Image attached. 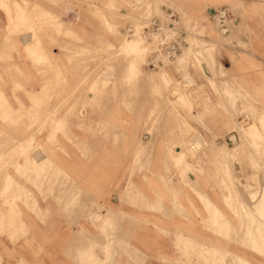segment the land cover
I'll return each instance as SVG.
<instances>
[{
	"label": "crops",
	"instance_id": "obj_1",
	"mask_svg": "<svg viewBox=\"0 0 264 264\" xmlns=\"http://www.w3.org/2000/svg\"><path fill=\"white\" fill-rule=\"evenodd\" d=\"M67 1H72L74 6L79 4L82 7L79 16L75 9L71 10L69 7L68 10V7L63 5L64 27L58 32L48 26L47 29L36 33L40 42L37 45L40 46V49L37 48L38 52L41 49L43 52L39 53V60L26 57L23 43L18 40L20 47L18 54L15 53L13 64L12 61L0 62V75H5L4 81L0 79V94L7 103L6 113L11 111L8 121L2 120L0 116V129L4 132L2 133L20 143L32 140L31 159L40 163L39 159L42 161L45 158L43 161L49 160L50 163L55 164L54 166L59 167L57 168L59 171L63 170L57 171L58 174L53 169V172L49 170V174L51 175L52 172L53 176L51 180L47 178L48 173L47 175L39 173L38 165L36 169L21 156L17 160L18 169H9L8 177L11 176L12 179H5L4 168L13 158V151L17 149V145L9 147L10 151L6 148L0 161L4 165L0 170L2 186L0 187V220L6 219L0 221V264H199L197 257L201 249H204L202 253L204 259L212 253H217L220 257L226 252H232L252 264H264L262 255L234 239L240 232L237 227L240 218L226 204L231 181L245 178L252 170L248 168L247 158L232 161L226 155L221 156L222 153L228 154L230 147L227 143V147H224L225 138L234 132L231 130L233 125L231 102L238 112H241L249 102L254 103L259 112L264 109L262 59L264 31L254 28L255 22H262V18L254 17V13L250 12L252 9L262 8L264 0H158L163 3L160 4L162 12L166 8L171 10L177 8L195 19H201L204 15L210 17L207 14L208 10L217 11L225 8V12L229 11L233 14L235 28L240 22L241 6L249 11L250 30L232 34V28H229L227 38H232L230 44L219 51L220 60L215 67L217 70L222 65L221 71L226 74L225 76L213 78L204 64L203 73L213 82L212 86L199 71L190 68L189 79L194 84L195 92L184 99L186 103L188 102L190 111L182 110L177 96L168 97L163 92L158 94L157 90L155 91L159 86H151V79L147 73L149 68L146 66L138 68L140 69L138 73L135 72L137 76L126 78L119 75L124 63L117 62L114 64L115 72L107 78L108 71L102 64L99 65L98 61L91 62L87 61L88 57L81 58L74 55L102 53L103 49L97 44V40H101L103 36L112 39V35L104 32L101 20L93 17L86 9L88 5L103 10L110 3L117 4L123 6L120 10L122 14L133 7L122 0H113V2L112 0H64L63 3ZM61 4L62 2L59 1L56 4L38 1L41 10L56 18ZM147 12L149 11L145 10V14ZM149 13L154 14L153 9ZM151 17L158 16H150L149 19ZM67 18L72 20L73 24L65 22ZM143 19L146 23L149 20L143 17L141 21ZM180 27L185 28L182 25ZM32 33L35 36V30ZM43 54L46 56H42ZM51 67L54 69L53 74L56 71L62 79L56 74L51 79L50 76H53L49 75V72H53ZM99 68H102V71ZM173 75L177 78V83H182L180 84L182 86L185 84L179 72L173 70ZM55 78L60 82L59 85L55 83L57 81ZM50 79L56 81L52 83ZM104 79H108L109 83H106L107 87L101 89L106 82ZM97 81L102 82V86ZM50 82L54 85L50 86ZM61 82L65 84V88L60 87ZM41 84H45L42 89ZM46 85L52 87V91L57 95L54 96ZM55 85H58V90L53 89ZM95 85L101 87L98 86V91L90 92L89 90L92 91ZM44 87L49 93L52 92L57 100L48 94ZM92 93L95 94L96 99L98 96L97 100L93 95L91 96ZM80 94L82 97L79 96ZM44 95L45 97L48 95L50 102ZM44 98L45 103L48 101L51 110L57 108L51 112L45 104L47 108L45 111L42 105ZM76 98L78 100H75ZM73 101L75 105L72 104ZM168 102L175 103L174 109ZM39 104L45 110H42ZM37 107L42 111L41 113ZM46 117L48 119H44ZM14 119L23 120L18 123L19 121L15 122ZM156 122L158 125L155 124ZM57 126L61 130H56ZM151 133L155 134L152 136ZM195 138L202 140L199 149L201 151L196 158H185L184 162L189 169L184 172L182 168L176 166V156L186 150L183 140L189 139L191 144ZM54 140L55 144H53ZM138 153L140 155L137 156ZM6 155L10 159H6ZM222 157L227 162L230 160V164L223 161ZM225 165L237 167L235 166V169ZM26 167L30 169L31 174H24L23 169ZM225 167L227 171L230 170L231 177ZM60 173L62 175L64 173V176ZM54 175H59L57 180L58 178L61 180H58L57 184L61 183L60 187L56 184ZM67 175L69 178L66 177ZM42 178L51 181V184L44 179L42 181ZM64 178L66 183L63 182ZM52 181L55 182L54 185ZM16 182L18 186L15 185ZM44 182H47V185H42ZM21 185L25 186L33 196L34 200L29 201L32 203L30 207L26 206L27 203L21 196L23 190ZM13 187L15 188L12 189ZM39 188L41 190L44 188L43 192ZM52 189L57 192L60 190L63 195L59 191L61 195L59 196ZM72 199H76V202ZM204 199L210 200V203L212 202L211 204L224 216L227 221L224 222L225 225L209 212ZM69 200L74 203L71 202L70 205ZM150 203L153 205L151 206ZM33 204L38 210L34 209ZM69 207L73 208L69 209ZM15 210L21 213L18 211L17 216L18 212L16 211V214ZM221 227L223 230L220 229ZM109 252H113L112 256Z\"/></svg>",
	"mask_w": 264,
	"mask_h": 264
},
{
	"label": "rangeland",
	"instance_id": "obj_2",
	"mask_svg": "<svg viewBox=\"0 0 264 264\" xmlns=\"http://www.w3.org/2000/svg\"><path fill=\"white\" fill-rule=\"evenodd\" d=\"M38 1H43V2L50 3V4H56L58 1L62 2L61 6L58 8L59 9V11L57 13L58 17L57 18L53 17L50 15V13H47L46 11L41 10L38 6ZM63 1L64 0H22V1L21 0H3V2L6 3V6L8 3V6L2 7V5H4V3L2 2V0H0V4L3 3L0 6V45H2V47L0 46V52L3 51V52H1L3 54L0 53L1 54L0 62L4 63L7 61H12V64H13V61H15V53L18 54V47H20V43L16 37V33H19L20 35H23V36L24 35H26V36L32 35V39L35 40V43H37L39 39L37 38L36 33L41 31V30L47 29L48 26L59 32L65 25V23L63 21L64 19L62 18V13H63L62 6L64 4L68 8L70 7L71 9L73 8V10L75 9L76 12L78 13L77 16H79V11H80V9H82V7H80L79 4H76V6H74L72 1H67L66 3H63ZM122 1L127 2L128 4H130V6L131 5L136 6L137 4H138L137 6H139L141 4H142V6L130 8V9L126 10V12L124 14H122L120 12V10L123 6H119L117 4L113 5L110 3L105 8H103V10L97 9L96 7H93L92 5H88V7H86V9L90 12V14H92L93 17H97V19L99 21L101 20V22H102L101 25H102L104 32L112 35V39H109V38L103 36L101 40H99V41L97 40V44L101 45V47L103 49L102 53H98V54L94 53L92 55H87L85 53H76L74 55L81 56V58L88 57L87 61H91V62L98 61L99 63L101 62L102 65L104 66V68L108 71V74L111 71L113 73L115 72L114 71V64H116L117 62H123L124 65L128 64L127 66H124L122 68V70H119V72H120L119 75L122 77L129 78V77L137 76L135 74L136 68L138 69V68H141L143 66H146V60H147V57H148V54L150 51V41H148L147 38L142 35L143 28L146 27V22H144V19L141 21V19L143 17L145 19H147V18L149 19L150 16L161 17L162 11L160 10V4H163V3L160 1H159L160 2L159 3L158 0H122ZM15 2H18L23 7L22 10H20L19 8H16ZM112 2H113V0H112ZM12 5L14 6V8ZM3 8H5L6 10ZM8 9L10 10V12ZM17 9L20 10V13H19V10H17ZM151 9H153L154 14L149 13V12H151ZM166 9H168V8H166ZM166 9H164V10H166ZM169 9H171V8H169ZM145 10L149 11V12H147V14H145ZM172 10H174L178 14V18H179L178 25H180V26L182 25L183 27H185L184 28L186 30L185 39L187 42V47L185 49H183V51L181 52V54L178 57H176L175 59H173L171 61L165 62L163 67H160L159 69H154V70L149 69V70H147V73H148V75H150L152 73L150 75V77L153 76L152 78H155V79L161 78L160 74L167 73L168 78L166 77L167 79L165 80V82L163 79H161L160 81H157L158 84H160L158 89L161 88V90L159 89L160 90L159 91L157 89L156 92L158 94L159 93L161 94L163 92L166 94V96H168V97L172 96L173 98H175V96H177L176 98L179 99L178 100L179 105L182 108V110L190 111L189 105H187V103L184 100L187 96H189L195 92L194 84L192 82H189V80H190L189 79L190 78V74H189L190 68H193L194 70L199 71L201 73L202 77L208 83H210L213 86V82L208 80L207 77H205L203 70H202V66H204V64H205L208 67V69L210 70V72L213 75V78L219 77V76L215 75L214 69L211 70L213 65L211 67V64L202 58V52L201 51L204 47V44H208V43L209 44H215L219 48V51L224 50L223 49L224 46L229 45L232 38L224 40L218 34L217 29L220 27L219 26V18H212V17H208L207 15H204L201 19H195V18H192L190 16H187L183 11H181L177 8L172 9ZM224 10H226V9L225 8L218 9L217 12L224 11ZM244 11H245V14H244ZM6 12L7 13L9 12L8 13V15L10 14L9 18H8V15ZM250 12L252 14L254 13V15H255L254 17L257 16L259 18H262V22H257V23L255 22L254 28L256 27L260 31H264V5L262 6V8H260L258 10L252 9ZM18 13H19L20 17L15 16V15H18ZM23 13H25V15H26V20L24 18L25 15ZM225 13H226L227 19L224 21V24H228L230 26V28H232V34H237V33H241L242 31L250 30V23L248 22V19L250 16H248L249 11L246 10V8H243V6H241V12L239 13L240 22H239L237 28H235V26H234L235 23H234L233 14L230 13L229 11L228 12L226 11ZM21 15H22V17H21ZM15 17H18V19H20V20H18ZM21 19H22V21H21ZM65 22H67V23L70 22V24L71 23L73 24V21L69 20L68 18H67V21H65ZM15 24H17V25H15ZM253 24L254 23H252V25ZM16 28H18V29H16ZM6 29L11 31V33H9V31L7 32ZM10 29H15V30L13 31ZM128 29H132V33H128L127 32ZM34 30H35V36L32 33V31H34ZM123 36H125L124 39H123ZM132 38L139 39L142 42V46L144 47V51L141 55L143 59L140 56V57H138V59H139L138 61H136L137 57L135 59V58H133L134 56L126 54V52L120 50ZM134 39H132V40H134ZM6 40L8 42H10L11 44L7 43ZM153 40H154V38H152L151 42H153ZM3 41L5 42L6 46L4 45ZM35 43H34V46L36 45ZM202 44H203V46H202ZM37 45H39V42L37 43ZM37 45H36V47H37ZM7 46H9L10 49ZM113 51H114V54H113ZM3 55H5V58L1 59L2 57H4ZM29 56L32 57V55H29V53L26 52V57H28L29 59H32ZM130 56H132V57H130ZM196 56H198V58ZM105 57H108V58L105 59ZM128 57H130L131 59H129ZM126 59H129V61ZM132 59H133L132 63H134V64L136 63L135 65H138V66L135 67L134 64L129 63V62H131ZM198 59H201L202 61L198 60ZM262 59L264 62V55H263ZM128 67H130L132 70H130ZM222 68H223V66L221 65L220 69H222ZM173 70L175 72L180 73L181 80H183V82H185V84H183L185 86H181L180 84H182V83H177L178 81H177V78H175L173 75ZM4 73H5V71H4ZM225 75L226 74H224V76ZM4 76L5 75H0V79L3 80L5 78ZM166 81H167V83H166ZM103 86L105 87L106 83ZM126 86L128 87L127 84H126ZM161 86H163V87H161ZM168 103H170V106L172 107V109H174L175 103H171V102H168ZM230 108L232 110L231 118L233 120V125L231 127V130L233 131L237 126L235 124H238V123H235V121L238 122L236 119L238 118L239 112H237V110L233 107L232 102H231ZM241 112H242V114H241L242 116H240V117H244V113H246V114L251 113L250 115L252 116V111L247 106H245V108H243ZM233 133H235V132H233ZM262 134L264 135V130H263ZM182 143H183L184 147L186 146V150L184 152L185 158H191V157L196 158L198 156V153L201 150H198L197 152H194L193 150H191L188 147L190 144L189 139L183 140ZM263 143H264V140H261L260 142L254 141V143H253L254 145L252 147L249 145H245V144L241 145L240 150H239V154H238L239 157H237V158L240 161L242 159L247 158L246 160L248 161V168L250 170H252L251 172L253 173L252 175L254 177H250L252 175H250L251 173H249V175H248L249 179L247 177H245L247 182L245 181V178H243L241 180L235 179V181H231V187L229 190V197L226 199V204L230 208V210L233 208V210H235V211L238 210V214H240V215H238V217L240 219L238 220L237 227L240 228V230H241L242 226H245V229H246V227L248 228V225H250V227H251V225H253V226L255 225L256 228L255 227L254 228L256 230L255 231L256 233L259 230H261V233H262V227H260L262 225V223H261L262 221L257 219L258 220L257 224H261V225H258L260 227V229H257L259 227H257V225H256L255 218H252L253 219L252 221L254 223L252 221H251L252 223H250V220H248V216L246 217V214L248 213V215H249V212H250L248 210L249 209L248 207L253 206V203L251 201H249V192L248 191H251V192L258 191L259 192L262 190V187L264 185L263 183L260 182V181L264 182V169H263L264 168V166H263L264 165V144ZM233 147H237V145H235ZM253 148H254V150H256L255 152L252 151ZM252 152H254V153H252ZM257 156H258V159L256 158ZM262 162H263V164H262ZM1 164H2V162H1ZM2 166L4 167V165H1V168H3ZM261 168L263 169V172L260 173V171H262ZM258 170H259V173H258ZM260 175L262 177H260ZM259 177H260V179H259ZM253 179L254 180L256 179V180L254 181ZM247 183H253L252 185H254V186H251L252 187L251 190L249 189L251 187H249V188L246 187ZM243 186H245V188ZM260 188H261V190H260ZM247 189H249V190H247ZM245 190H247V191H245ZM246 192H248V193H246ZM229 203H231V206H229L230 205ZM240 203H244V205L247 207V209H246L247 213L244 214L241 212V208L239 206ZM234 204H235V206H234ZM244 216L247 218L248 221L245 219ZM247 223H249V224H247ZM256 233H255V236L257 234H260L259 232L257 234ZM260 236H261V238L263 237L262 238V243H263L264 242V233H263V235L260 234ZM255 238H257V239H255L257 241L261 240L258 236ZM247 248H248V246H247ZM203 250L204 249L200 250V254H199L200 256L198 255L197 262L199 264H208L210 257L208 256L206 259H204L202 256Z\"/></svg>",
	"mask_w": 264,
	"mask_h": 264
},
{
	"label": "bare ground",
	"instance_id": "obj_3",
	"mask_svg": "<svg viewBox=\"0 0 264 264\" xmlns=\"http://www.w3.org/2000/svg\"><path fill=\"white\" fill-rule=\"evenodd\" d=\"M22 1V0H21ZM2 2H3V0H2ZM9 2V1H8ZM137 2V1H136ZM156 2V1H155ZM4 3V5H2ZM2 4H0V6L2 5V7L4 6V7H7L8 6V3H7V6H6V3L5 2H3ZM10 4V3H9ZM12 4V3H11ZM14 4V3H13ZM136 4V3H135ZM65 5V4H64ZM130 5V4H129ZM138 5V4H137ZM132 6L131 5V7H133V8H135V7H140V6H142V4L141 5H139V6ZM10 6V5H9ZM13 6V5H12ZM15 6H16V8H19L20 10H22V6L18 3V2H15ZM11 8V7H10ZM13 8H14V6H13ZM3 9H5V8H3ZM19 9H17V10H19ZM65 9V8H64ZM68 10H69V8H67ZM73 9V8H72ZM71 9V10H72ZM207 9V8H206ZM6 10V9H5ZM9 10V9H8ZM20 10H19V13H20ZM68 10H67V12H68ZM9 12H10V10H9ZM8 12V13H9ZM18 12V11H17ZM225 12V10L224 11H219V13H221V14H223ZM7 13V12H6ZM8 13H7V15H8ZM19 13H18V15H15V16H18V17H20L19 16ZM64 13V12H63ZM71 13V12H70ZM24 15H25V13H23ZM22 14V15H23ZM72 14V13H71ZM10 15V14H9ZM9 15H8V18H9ZM22 15H21V17H22ZM73 15V14H72ZM65 16H66V14H65ZM65 16H64V18H65ZM76 16V15H75ZM18 17H15V18H17L18 19ZM63 17V16H62ZM210 17H212V18H218L217 16H210ZM11 18V17H10ZM24 18H25V20H26V15L24 16ZM23 18V19H24ZM110 18V17H109ZM108 18V19H109ZM71 19V18H70ZM10 20V19H9ZM18 20H20V19H18ZM65 20V19H64ZM63 20V21H64ZM15 21V20H14ZM21 21H22V19H21ZM24 21V20H23ZM196 21V20H195ZM20 22V21H19ZM216 23V22H215ZM8 24V23H7ZM18 24V23H17ZM17 24H15V25H17ZM21 24V23H20ZM249 24V23H248ZM60 25V24H59ZM114 25V24H113ZM138 25V24H137ZM233 25V24H232ZM10 27V26H9ZM14 27V26H13ZM17 27V26H16ZM221 27H228V29L230 28V26L228 25V24H224L223 26H220L217 30H218V34L224 39V40H226V39H228L227 37V34H225L224 32H222V28ZM236 27V26H235ZM11 28V27H10ZM221 28V29H220ZM9 29V28H8ZM16 29H18V28H16ZM7 30V29H6ZM10 30H15V29H10ZM9 30H7V32H8ZM17 32V31H16ZM15 32V33H16ZM9 33H11V31H9ZM7 34V33H6ZM4 37V36H3ZM7 37V36H6ZM16 37H17V39L21 42V43H23L22 45H23V47H24V49H25V52H28L29 53V55H32V57L31 56H29V57H31L33 60H39V58H40V54L41 53H43V52H41L42 51V49H41V53L40 52H38V49L37 48H39L40 46H38V47H36V45H37V43H35V40H33L32 39V35L31 36H26V35H20L19 33H16ZM124 37L125 36H123V39H124ZM4 39V38H3ZM127 39V38H126ZM132 39H134V38H132ZM130 40V41H128L127 43H126V45L124 46V47H122L120 50H122V51H124V52H126V54H129V55H132V56H134L133 58H135L136 59V57H137V60L136 61H138L139 59H138V57H140L141 55H142V53H143V51H144V47L142 46V42L139 40V39H134V40ZM197 39V38H196ZM9 40V39H8ZM212 40V39H211ZM7 41V40H6ZM10 41V40H9ZM214 41V40H213ZM4 42V41H3ZM11 42V41H10ZM10 42H8L7 41V43H10ZM34 43L36 44L35 46H34ZM40 43V42H39ZM200 43V42H199ZM221 43V42H220ZM11 44V43H10ZM9 44V45H10ZM204 44V43H203ZM203 44H202V46H203ZM4 45H5V42H4ZM1 47H2V45H0ZM6 46V45H5ZM198 46V45H197ZM7 47H9V46H7ZM6 47V48H7ZM5 48V49H6ZM42 48V47H41ZM69 48V47H68ZM191 48V47H190ZM9 49H10V47H9ZM40 49V48H39ZM7 51V50H6ZM190 51V50H189ZM200 51V50H199ZM1 52H3V51H1ZM0 52V53H1ZM79 52V51H78ZM202 58L203 59H205V61H207L208 63H210L211 64V67H212V65H213V67H212V69L211 70H213L214 68V70H216V65L215 64H217V63H219L218 61L220 60V58H219V48L215 45V44H204V47H203V49H202ZM40 53V54H39ZM1 54H3V53H1ZM1 54H0V56H1ZM6 54V53H5ZM46 54V53H45ZM113 54H114V51H113ZM195 54V53H194ZM8 55V54H7ZM4 57H2L1 59H3V58H5V55H3ZM28 56V55H27ZM42 56H46V55H42ZM111 56V55H110ZM113 56V55H112ZM132 56H130V57H132ZM145 56V55H144ZM77 57V56H76ZM130 57H128L129 59H131ZM195 57V56H194ZM197 58H198V56H196ZM106 58H108V57H105V59ZM141 58H142V56H141ZM140 58V59H141ZM129 59H126V60H128L129 61ZM143 59V58H142ZM198 60H201V59H198ZM101 61V60H100ZM127 61V62H128ZM132 61H133V59L131 60V62H129L130 64H134V63H132ZM202 61V60H201ZM126 62V61H125ZM200 62V61H199ZM206 62V63H207ZM40 63V62H39ZM43 64V63H42ZM102 63L100 62V64L99 65H101ZM121 64V63H120ZM126 64V63H125ZM136 64V63H135ZM134 64V66L136 67V66H138V65H135ZM139 64V63H138ZM141 64V63H140ZM52 65V67H53V64H51ZM123 65V64H122ZM122 65H121V67H122ZM128 64H126V65H124V66H127ZM225 65V64H224ZM36 66H38V65H36ZM43 66V65H42ZM41 66V67H42ZM46 66V65H45ZM49 66H50V64H49ZM48 66V67H49ZM95 66V65H94ZM123 66V67H124ZM41 67H39V68H41ZM51 67V69L53 70V72H49L50 74L49 75H53V76H50L51 77V79L52 78H54V76H55V74H56V71H55V74H53L54 73V69ZM100 67H102V66H100ZM201 67V66H200ZM218 67V66H217ZM38 68V69H39ZM47 68V67H46ZM97 68V67H96ZM120 68V67H119ZM127 68V67H126ZM130 70H132L130 67H128ZM187 68V67H186ZM43 69V68H42ZM49 69L50 68H48V70L47 69H45V71L47 70V71H49ZM94 68L92 67V70H93ZM99 69H101V71H102V68H99ZM109 69V68H108ZM40 70V69H39ZM38 70V71H39ZM80 70V69H79ZM91 70V72H93ZM105 70V69H104ZM117 70V69H116ZM119 70V69H118ZM120 70H122V69H120ZM129 70V71H130ZM140 70V69H139ZM137 68L135 69V71H137V73H138V71H139ZM38 71H36V72H38ZM101 71L99 70V73H101ZM128 71V72H129ZM134 71V72H135ZM41 72H42V70H41ZM88 72V71H87ZM90 72V73H91ZM124 72V71H123ZM122 72V73H123ZM157 72V71H156ZM214 72V71H213ZM40 73V72H39ZM108 73V72H107ZM111 73H113L112 71L109 73V74H106V77L108 78V77H110L112 74ZM43 78L45 77V73L43 72ZM119 74V73H118ZM117 74V75H118ZM127 74V73H126ZM150 74V73H149ZM152 74V73H151ZM150 74V75H151ZM40 75L41 74H39V77H40ZM47 75V74H46ZM88 75H89V73H88ZM124 75V74H123ZM137 75V74H136ZM150 75H149V77H150ZM155 75V74H154ZM205 75V74H204ZM215 75H218L219 77H223V72L221 71V69H217L216 71H215ZM56 76H59V74L57 75L56 74ZM84 76H86V75H84ZM114 76V75H113ZM129 76V75H128ZM46 77H48V75L46 76ZM49 77V78H50ZM60 78H61V76H59ZM104 77V76H103ZM116 77V76H115ZM153 77V76H152ZM152 77H150V79H151V81H150V84H151V86H153V87H156L155 85H160V84H158V82L157 81H160L161 79H163L164 80V82H165V80L168 78V75H167V73H163V74H160V77L161 78H157V79H155V78H152ZM167 77V78H166ZM208 77V76H207ZM58 78V77H57ZM60 78H58L59 79V81H60ZM84 78V77H83ZM82 78V79H83ZM105 78V77H104ZM113 78V77H112ZM111 78V79H112ZM42 79V78H41ZM47 79V78H46ZM50 79V80H51ZM56 79V78H55ZM62 79V78H61ZM49 80V79H48ZM47 80V81H48ZM57 80V79H56ZM56 80H51L52 81V83L54 82V81H56ZM98 80V79H97ZM105 80V79H104ZM110 80V79H109ZM115 80V79H114ZM113 80V81H114ZM212 80V79H211ZM42 81H43V79H42ZM58 81V80H57ZM55 82V83H60L59 81L58 82ZM100 81H101V79H100ZM100 81H97V82H99L98 84H100L101 85V83L102 82H100ZM102 81H103V78H102ZM106 82L105 83H109L108 82V79H106L105 80ZM40 82H41V80H40ZM49 82V81H48ZM92 82V81H91ZM112 82V81H111ZM110 82V83H111ZM116 82V81H115ZM114 82V83H115ZM189 82H190V80H189ZM215 82V81H214ZM17 83V82H16ZM45 83H46V80H45ZM79 83H80V81H79ZM104 83V82H103ZM142 83V82H141ZM166 83H167V81H166ZM46 84H48V83H46ZM50 84V86L51 85H54V84H51V82L49 83ZM42 85V84H41ZM59 85V84H58ZM58 85L55 87V86H53V89L55 88H57V90H58ZM62 85V86H61ZM92 85V84H91ZM100 85H98V86H100ZM43 86H45V84L44 85H42V87H41V89L43 88ZM49 86V85H48ZM95 86H97V85H95ZM92 87V91L91 90H89L90 92H93V90H96V91H98L99 90V88H98V86L97 87ZM102 86V85H101ZM100 86V87H101ZM108 85H106L105 87H107ZM180 86V85H179ZM182 86V85H181ZM183 86H185V85H183ZM46 87H47V85H46ZM46 87H44V89L46 88ZM60 87H64L65 88V84L63 85V82H61V84H60ZM104 87V86H103ZM103 87H101V89L103 88ZM161 87H163V86H161ZM47 88H49L48 90L49 91H52V87L50 88V87H47ZM47 88H46V91H47ZM76 88V87H75ZM89 88L91 89V86H89ZM96 88V89H95ZM98 88V89H97ZM218 88V87H217ZM40 89V88H39ZM60 89V88H59ZM104 89V88H103ZM160 90H161V88H159ZM182 89V88H181ZM61 90V89H60ZM157 90V88H155V91ZM159 90V91H160ZM44 91V90H43ZM42 91V92H43ZM45 91V92H46ZM61 91H63V90H61ZM154 91V92H155ZM48 92V91H47ZM46 92V93H47ZM53 92V91H52ZM52 92H48V94H50L51 96H56L57 95V93L55 92V94H54V92H53V95L51 94ZM44 93V92H43ZM72 93V92H71ZM95 94H96V92H94ZM98 93V92H97ZM45 94V93H44ZM59 94V93H58ZM64 94V93H63ZM94 94V95H95ZM46 95V94H45ZM45 95H44V97H45ZM49 95V96H50ZM93 95V93L91 94V96ZM94 95H93V97H94ZM97 95H99V94H97ZM48 96V95H47ZM46 96V97H47ZM50 96V97H51ZM53 96V97H54ZM68 96V95H67ZM70 96V95H69ZM79 96H81L82 97V94H80ZM228 96V95H227ZM45 97V98H46ZM44 98V99H45ZM48 98V97H47ZM46 98V99H47ZM61 98H62V96H61ZM231 98V97H230ZM32 99V98H31ZM34 99V98H33ZM41 99H43V98H41ZM46 99L44 100V104H42V105H44V107H45V109H44V107H43V109L45 110V111H47V108H49V104H48V101H47V103H45V101H46ZM54 99H55V97H54ZM66 99V98H65ZM65 99H60L61 101H65ZM81 99V98H80ZM94 99H96V96L94 97ZM97 99H98V96H97ZM96 99V100H97ZM48 100H49V98H48ZM51 100H53L52 99V97H51ZM55 100H57V99H55ZM75 100H78L77 98L75 99ZM83 100V99H82ZM179 100V99H178ZM186 100V99H185ZM231 100V99H230ZM34 101H35V99H34ZM33 101V102H34ZM36 101H39L38 99H36ZM60 101V102H61ZM188 101V100H187ZM43 102V101H42ZM49 102H50V100H49ZM53 102V101H52ZM74 102L75 101H73L72 102V104H74ZM125 102V101H124ZM39 103H41V101H39ZM63 103V102H62ZM61 103V104H62ZM183 103V102H182ZM188 103V102H187ZM6 101H5V99H4V97L0 94V116H1V118H2V120H4V121H8L10 118V114L9 113H11V111L9 110V111H7V113H6ZM38 104V103H37ZM45 104H47L48 105V107L46 108V106H45ZM58 104H59V100H58ZM35 105V107H36V104H34ZM41 104H39L38 106L40 107V106H42ZM51 105V104H50ZM56 105V104H55ZM60 105V104H59ZM75 105V104H74ZM73 105V106H74ZM150 105V104H149ZM188 105V104H187ZM8 106V105H7ZM57 106V105H56ZM156 106V105H155ZM52 107V106H51ZM55 107V106H54ZM247 107L252 111V116L250 115V114H246V113H244V117H240V116H242L241 114H242V112H239V115H238V118L236 119L238 122H236L235 121V123H238V124H235V125H237L236 126V128L233 130L236 134H237V137H238V140H239V145H237V147H230V150H229V152H228V154L227 153H225V154H221V156H224V155H226L227 157H230V159L232 160V161H235V159H238L237 157H239L238 156V154H239V150H240V147H241V145L242 144H245V145H249V146H253L254 144V141H261V140H264V135L262 134L263 133V130H264V109H263V111L261 112H259V110H258V108L255 106V104L254 103H251V102H249L248 104H247ZM8 108V107H7ZM38 108V107H37ZM41 109H42V107H40ZM53 108V107H52ZM57 107H55V109H56ZM245 108V107H244ZM36 109V108H35ZM42 109V110H43ZM50 109V108H49ZM55 109H53V110H51V112L52 111H54ZM38 110H40L39 108H38ZM49 110V111H50ZM154 110H155V108H154ZM81 111V110H80ZM14 112V111H13ZM39 112V111H38ZM42 111L40 110V113H41ZM50 112V113H51ZM134 112V111H133ZM156 112V111H155ZM237 112H238V110H237ZM244 112V111H243ZM248 112V111H247ZM54 113V112H53ZM83 113V112H82ZM14 114V113H13ZM31 114V113H30ZM43 114V113H42ZM46 113L44 112V115H45ZM155 114V113H154ZM194 114V113H193ZM49 115H51V114H49ZM48 115V116H49ZM157 115V114H156ZM191 115V114H190ZM12 116V115H11ZM14 116V115H13ZM159 116V115H158ZM42 117V116H41ZM153 117V116H152ZM157 117V116H156ZM191 117H192V115H191ZM16 118H17V116H16ZM29 118V117H28ZM160 118V117H159ZM17 119H19V117L17 118ZM24 119V118H23ZM22 119V120H23ZM44 119H48L47 117L46 118H44ZM44 119H43V122H44ZM12 120V119H11ZM15 120V119H14ZM22 120H20L21 122H22ZM156 120H158V118H156ZM235 120V119H234ZM19 121V120H18ZM18 121H16L15 120V122H18ZM20 121L18 122V123H20ZM60 121V120H59ZM99 122V121H98ZM154 122H155V120H154ZM6 123V122H5ZM17 123V124H18ZM61 123H63V121L61 122ZM158 122H156L155 124L156 125H158L157 124ZM10 124V123H9ZM42 125H43V123H42ZM12 126V125H11ZM14 126V125H13ZM40 126H41V124H40ZM55 126H56V124H55ZM58 126H60V124L58 125ZM58 126L55 128L56 130H58V129H60V127L58 128ZM37 127H39V126H37ZM54 127V126H53ZM153 127V126H152ZM154 128H155V126H154ZM39 129H40V127H39ZM63 130H64V128H62ZM156 129H158L157 127H156ZM1 130V129H0ZM19 130V129H18ZM36 130V129H35ZM61 130V129H60ZM59 130V131H60ZM36 131H38V128H37V130ZM154 131V130H153ZM156 131V130H155ZM3 131L1 130L0 131V161H1V158L3 157V153H4V151L5 150H7L6 148H8V150L10 151V149H9V147H12V146H14V145H17V149L15 150V151H13V152H11V154L13 153L14 154V156L13 155H10L11 157L13 156V158L10 160V161H8V163H7V165H6V167L4 168V170H5V179L7 178H9V179H12V177L10 176V177H8V174H9V169H16L17 168V160H18V158L19 157H24V158H26V160H27V162L29 163V165H31V166H33V167H36V165H38V167H36V169L37 170H39V173H46V175H47V173L49 174V172L50 171H52V169H53V171L54 172H56L57 173V171H59L58 169H59V167H56V166H54L55 164L53 163H50L49 162V160L48 161H41V159H39L40 160V163L38 164L34 159H31L30 158V154L32 153V151H31V148L33 147V142H32V140H29V141H24V142H17L16 140H14L12 137H10V136H8V135H5V134H3L2 133ZM63 132V131H62ZM33 133L35 134V132L33 131ZM33 133H31V135L33 134ZM68 133H70V132H68ZM200 132H198V134H199ZM33 134V135H34ZM63 134V133H62ZM155 134V133H154ZM154 134H152L151 133V135L153 136ZM70 136H71V134H69ZM51 136V135H50ZM151 136V137H152ZM200 137H201V135H200ZM28 139L29 138H31V137H27ZM192 138V137H191ZM53 139V138H52ZM71 139V138H70ZM73 139V138H72ZM50 141H51V139H49ZM149 140V139H148ZM147 140V141H148ZM230 140H231V142H234L235 141V138L233 137V136H230ZM141 141V140H140ZM150 141V140H149ZM224 141V140H223ZM77 142V141H76ZM138 143V142H137ZM145 143V142H144ZM256 143V142H255ZM53 144H55V140H54V143ZM52 144V145H53ZM56 144H58V143H56ZM149 144V143H148ZM264 144V143H263ZM147 145V144H146ZM201 146H202V140H200L199 138H195L194 139V141H192L191 142V144H189V147H190V149L191 150H193L194 152H197L200 148H201ZM62 147V146H61ZM79 147V146H78ZM140 147V146H139ZM179 147V146H178ZM224 147L226 148L227 147V145H226V142H224ZM250 147V148H251ZM37 148H39V147H37ZM142 148V147H141ZM225 148H223V149H225ZM36 149V148H35ZM40 149V148H39ZM38 149V150H39ZM252 149V148H251ZM37 150V151H38ZM147 150V149H146ZM146 150H144V151H146ZM180 150V149H179ZM250 150V149H249ZM35 151V150H34ZM251 151V150H250ZM252 151H256V150H254V148H253V150ZM7 152V151H6ZM40 152V151H39ZM139 152H140V150H139ZM143 152V151H142ZM147 152V151H146ZM171 152V151H170ZM179 152V151H178ZM226 152V151H225ZM247 152V151H246ZM254 152H252V153H254ZM34 153V152H33ZM41 153V152H40ZM174 153H175V151H174ZM177 153V152H176ZM193 153V152H192ZM142 154V153H141ZM145 154V153H144ZM178 154V153H177ZM138 155H140V153H138L137 154V156ZM219 155V154H218ZM255 155V154H254ZM258 155V154H257ZM174 156H175V154H174ZM256 156V155H255ZM259 156V155H258ZM258 156L256 157L257 159H258ZM177 157V160H176V166L177 167H180V168H182V171H184V172H186L188 169H189V166L184 162L185 161V153L184 152H181L179 155H177L176 156ZM226 157V158H227ZM260 157V156H259ZM263 157V156H262ZM6 159H10V157H7V155H6V157H5ZM4 158V160H6ZM218 158V157H217ZM216 158V159H217ZM220 158V157H219ZM222 159H223V157H222ZM263 159V158H262ZM37 160V159H36ZM228 160V159H227ZM217 161V160H216ZM223 161H226V160H224L223 159ZM230 160H228V162L226 161V163H228V165L230 164V162H229ZM4 162V161H3ZM238 162V161H237ZM1 163V162H0ZM184 163V164H183ZM6 164V163H5ZM217 164V163H216ZM262 164H263V162H262ZM3 165V164H2ZM218 165V164H217ZM227 165V166H228ZM24 166V165H23ZM226 166V165H225ZM226 166V167H227ZM236 166V165H235ZM235 166L233 167V165H232V167L233 168H235ZM264 166V165H263ZM3 167V166H2ZM33 167H32V169H33ZM226 167H225V169H226ZM228 167H231V166H228ZM231 167V168H232ZM237 167V166H236ZM31 168V167H30ZM58 168V169H57ZM222 168V167H221ZM223 168H224V163H223ZM18 169V168H17ZM61 169V168H60ZM136 169V168H135ZM236 169V168H235ZM262 169V168H261ZM264 169V168H263ZM263 169H262V171H260V173L261 172H263ZM0 170H2V168H1V164H0ZM24 171V174L25 173H29V174H31L30 173V169L29 168H24L23 169ZM34 170H35V168H34ZM33 170V171H34ZM50 170V171H49ZM229 170V169H228ZM232 170V169H231ZM234 170V169H233ZM22 171V170H21ZM49 171V172H48ZM52 171V172H53ZM61 172L63 171V170H60ZM59 171V172H60ZM225 171V170H224ZM226 171H227V169H226ZM4 172V171H3ZM23 172L21 173V174H23ZM52 172H51V175L49 176L48 175V177L46 176V175H43V176H46L48 179H51V180H53L52 179ZM58 172V173H59ZM65 172V171H64ZM57 173V174H58ZM225 173V172H224ZM227 173L229 174L230 173V170L229 171H227ZM257 173V172H256ZM258 173H259V170H258ZM37 174H38V172H37ZM54 174V173H53ZM61 174V173H60ZM231 174V173H230ZM229 174V175H230ZM253 173L251 172V174L250 175H252ZM255 174V173H254ZM3 175V174H2ZM40 175V174H39ZM243 175V174H242ZM28 176V175H27ZM31 176V175H30ZM37 176V175H36ZM55 176V175H54ZM59 175H56L55 177H56V180H55V182H56V184L57 183H59V181L58 180H61V179H59L58 178V180H57V177H58ZM61 176H64V173H63V175L61 174ZM1 177V176H0ZM29 177V176H28ZM32 177V176H31ZM30 177V178H31ZM45 177V178H46ZM50 177V178H49ZM66 177H68V175L66 176ZM230 177H231V175H230ZM245 177V176H244ZM247 178L249 177L248 175L246 176ZM250 177H254L253 175L252 176H250ZM260 177H262L261 175H260ZM260 177H259V179H260ZM33 178V177H32ZM34 178H37V177H35L34 176ZM40 178H41V175H40ZM45 178H42V181H43V179L45 180ZM46 178V179H47ZM63 178V177H62ZM69 178V177H68ZM65 179V178H64ZM64 179H62V181L64 180ZM249 179V178H248ZM258 179V178H257ZM263 179V178H262ZM28 180H29V178H28ZM31 181L33 180V179H30ZM37 180V179H36ZM40 180V179H39ZM69 180V179H68ZM240 180V179H239ZM254 180V179H253ZM256 180V179H255ZM254 180V181H255ZM30 181V182H31ZM41 181V180H40ZM39 181V182H40ZM41 181V182H42ZM45 181H47V180H45ZM58 181V182H57ZM66 181V179L63 181V182H65ZM245 181H246V178H245ZM249 181V180H248ZM252 181V180H251ZM260 181V180H259ZM1 182V181H0ZM14 182H15V180H14ZM38 182V184H40V186H41V183H39ZM47 182H49V180L47 181ZM47 182H44V183H42V185L44 184V185H47ZM51 182V181H50ZM49 182V183H50ZM52 182H54V181H52ZM55 182L52 184V185H54L55 184ZM67 182V181H66ZM65 182V183H66ZM71 182V181H70ZM190 182V181H189ZM193 182V181H192ZM247 182V181H246ZM261 183H263L264 184V182H262V181H260ZM35 183V182H34ZM48 183V184H49ZM72 183H74V182H72ZM243 183V182H242ZM33 184V183H32ZM51 184V183H50ZM61 184V183H60ZM59 184V185H60ZM71 184V183H70ZM70 184H69V186H70ZM245 184V183H244ZM253 183H247V188H249V187H251V186H254V185H252ZM260 184V183H259ZM6 185H7V183H6ZM15 185H17L18 186V184H17V182H16V184ZM35 185V184H34ZM58 185V184H57ZM58 185V186H59ZM261 185V184H260ZM13 186V185H12ZM21 186H23V185H21ZM39 186V187H40ZM51 186V185H50ZM56 186V185H55ZM57 186V187H58ZM262 186V185H261ZM260 186V187H261ZM0 187H2L1 185H0ZM8 187H10L9 185H8ZM44 187V186H43ZM60 187V186H59ZM63 187V186H62ZM66 187V186H65ZM197 187V186H196ZM244 188H245V186H243ZM15 187H13L12 189H14ZM16 188H19V187H16ZM22 187H20V189H21ZM38 188V187H37ZM45 188V187H44ZM44 188H42V190L44 189ZM49 188H51V187H49ZM55 188V187H54ZM69 188V187H68ZM254 188V187H253ZM1 189V188H0ZM46 189H48V188H46ZM45 189V190H46ZM63 189V188H62ZM250 190L252 189V187L251 188H249ZM249 189H247V190H249ZM255 189V188H254ZM22 190V189H21ZM39 190H41V188H39ZM41 190V191H42ZM44 190V191H45ZM57 190V189H56ZM64 190H65V188H64ZM69 190V189H68ZM73 191H74V188L72 189ZM247 190H245V191H247ZM260 190H261V188H260ZM18 191H20V190H18ZM48 191V190H47ZM52 191H53V189H52ZM60 190H58V192H59ZM66 191V190H65ZM244 191V192H245ZM254 191V190H253ZM12 192H13V190H12ZM23 193V195H22V193ZM20 193H21V196H22V198L24 197V201L27 203V205L26 206H29L30 207V205L32 204V203H30L29 201H32V199H33V196H31V193L25 188V186H23V190L21 191ZM43 192V191H42ZM42 192H40V193H42ZM54 193H56L57 191H53ZM57 192V193H58ZM78 192V191H77ZM249 192V201H251L252 203H253V206H251V207H248L249 209V215H248V213L246 212V209H247V207L244 205V203H240V208H241V212L242 213H247L246 214V217L248 216V220H250V223H252L253 221V219L252 218H255V222H256V225H257V227H259L258 225H261V224H257V219H259V220H261L262 222V225L260 226V227H262V233H261V230H259V231H257V233L259 232L260 234H262L263 235V233H264V185H263V187H262V190L261 191H255V192H251V191H248ZM248 192H246V193H248ZM251 192V193H250ZM7 193H8V191H7ZM7 193H6V195H7ZM9 193H10V191H9ZM15 193H16V189H15V192H14V195H15ZM20 193H19V195H20ZM60 193H62L61 191H60ZM60 193H58V195L59 196H61L60 195ZM66 193V192H65ZM70 193H72V192H70ZM75 193V192H74ZM80 193V192H79ZM18 195V196H19ZM62 195H63V193H62ZM75 195H76V193H75ZM85 195H86V193H85ZM203 195H204V193H203ZM91 196V195H90ZM6 197V196H5ZM17 197V196H16ZM16 197H15V199H16ZM56 197V196H55ZM70 197V196H69ZM79 197V196H78ZM19 198V197H18ZM17 198V199H18ZM21 198V197H20ZM57 198V197H56ZM61 198V197H60ZM77 198V197H76ZM80 198V197H79ZM207 198V197H206ZM34 200V199H33ZM73 201H75L76 202V199L74 200V199H72ZM73 201H71V202H73ZM241 201V200H240ZM16 202V201H15ZM34 202V201H33ZM59 202V201H58ZM69 202H70V200H69ZM71 202L69 203L70 205H71ZM80 202V201H79ZM233 202V201H232ZM245 202V201H244ZM22 203V202H21ZM74 203V202H73ZM152 203V202H151ZM150 203V204H151ZM204 203H205V206H206V208L208 209V210H210L209 212L210 213H212L213 215H214V217H215V219L217 220H219L221 223H223L224 225H225V223L227 222V221H225V218H224V216L210 203V200L208 201V200H205L204 199ZM35 204V203H34ZM33 204V205H34ZM79 204V203H78ZM149 204V205H150ZM230 205L229 206H231V203H229ZM33 205H32V207H33ZM153 204H151V206H152ZM35 206V205H34ZM67 206V205H66ZM72 206H74V205H72ZM100 206V205H99ZM234 206H235V204H234ZM31 207V208H32ZM102 207V206H101ZM15 208V207H14ZM17 208V207H16ZM15 208V209H16ZM30 208V209H31ZM73 208V207H72ZM71 207H69V209H72ZM86 208V207H85ZM87 208L89 209V207H88V205H87ZM162 208V207H161ZM212 208H213V211H212ZM34 209H37L36 208V206H35V208ZM33 209V210H34ZM81 209H83V208H81ZM88 209H86V210H88ZM38 210V209H37ZM90 210V209H89ZM165 210H166V208H165ZM164 210V211H165ZM237 216L238 215H240V214H238V210L237 211H235V210H233V208L231 209ZM16 211L17 210H15L14 212L16 213ZM19 211V210H18ZM17 211V212H18ZM119 211V210H118ZM13 212V213H14ZM20 212V211H19ZM19 212H18V214H17V216L19 215ZM75 212V211H74ZM77 212V211H76ZM125 212H127V211H125ZM21 213V212H20ZM36 213V212H35ZM184 213H185V211H184ZM8 214V213H7ZM79 214V213H78ZM187 214V213H186ZM2 215H4V214H2ZM1 215V216H2ZM39 215V214H38ZM188 215V214H187ZM78 216V215H77ZM97 216V215H96ZM9 217V216H8ZM128 217H130V216H128ZM245 217V216H244ZM245 217V219L247 220V218ZM4 218V217H3ZM15 218V217H14ZM13 218V220H15ZM68 218V217H67ZM72 218V217H71ZM77 218V217H76ZM98 218H99V216L97 217V220H98ZM131 218V217H130ZM237 218V217H236ZM1 219V218H0ZM237 219H239V218H237ZM3 220V219H2ZM2 220H0V221H2ZM4 220H6V219H4ZM3 220V221H4ZM247 220V221H248ZM2 221V222H3ZM213 222H214V220H212ZM219 221H217V222H219ZM252 221V222H251ZM6 222H8V221H6ZM225 222V223H224ZM246 222V221H245ZM260 222V221H259ZM10 223V222H9ZM117 223V222H116ZM254 223V222H253ZM0 224H1V222H0ZM3 224V223H2ZM7 225H8V223H6ZM118 224V223H117ZM219 224V223H218ZM222 224V225H223ZM247 224H249V223H247ZM105 225V224H104ZM226 225H228V224H226ZM241 225V224H240ZM10 226V225H9ZM9 226H8V228H9ZM106 226H108V225H106ZM229 226V225H228ZM247 226V225H246ZM20 227V226H19ZM117 227V226H116ZM214 227V230H216L215 228V226H213ZM250 227V225H248V228L246 227V229H245V226H242V228H241V230H240V232H238L239 233V235H240V237H239V235H238V237L237 238H234L236 241L237 240H239V241H241V243H244V245L245 246H248V248L249 249H251L253 252H255V253H257V254H259V255H262V256H264V242L262 243V238H261V236H260V234H257L255 231V228H256V226L254 225H251V227ZM255 227V228H254ZM260 227L259 228H257V229H260ZM2 228V227H1ZM4 228V227H3ZM14 228V227H13ZM17 228V227H16ZM16 228H15V230H16ZM102 228V227H101ZM209 228H210V226H209ZM229 228H230V226H229ZM254 228V229H253ZM115 229V228H114ZM221 230H223L224 229V226H223V229H222V227L220 228ZM240 229V228H239ZM238 229V230H239ZM6 231H7V229H5ZM26 230V229H25ZM102 230V229H101ZM211 230H213L212 228H211ZM220 230V231H221ZM234 230V229H233ZM238 230H235V231H238ZM9 231V230H8ZM7 231V232H8ZM114 231V230H113ZM115 231H117V230H115ZM119 231V230H118ZM225 231V230H224ZM227 231H228V229H227ZM244 231V232H243ZM10 232H11V229H10ZM18 232V231H17ZM21 232V231H20ZM27 232V231H26ZM218 232V231H217ZM230 232V231H229ZM228 232V233H229ZM14 233V232H13ZM223 233H225V232H223ZM255 233L257 234L256 236H255ZM9 234V233H8ZM12 234V233H11ZM19 234V233H18ZM219 234V233H218ZM230 235H231V233H230ZM233 235H234V233H233ZM233 235L231 236V237H233ZM23 236V235H22ZM180 236V235H179ZM228 236V235H227ZM259 237L261 240H255V239H257V238H255V237ZM16 237V236H15ZM17 238V237H16ZM113 238V237H112ZM258 238V239H259ZM115 239V238H114ZM185 239V238H184ZM227 239V238H226ZM229 239V238H228ZM177 240V239H176ZM178 241V240H177ZM185 241V240H184ZM257 241V242H256ZM114 242V241H113ZM123 242H125V241H123ZM186 242V241H185ZM187 242H189V240L187 241ZM115 243V242H114ZM182 243V242H181ZM239 243V242H238ZM190 244V243H189ZM194 245V244H193ZM94 246V245H93ZM116 246V245H115ZM118 246V245H117ZM195 246V245H194ZM186 247V246H185ZM189 247V246H188ZM118 248V247H117ZM117 248H116V251H117ZM198 249V248H197ZM213 249V248H212ZM111 250H113L112 248H111ZM137 250V249H136ZM182 250V249H181ZM194 250V249H193ZM213 250H216V249H213ZM121 251V250H120ZM138 251V250H137ZM166 251V250H165ZM209 251V250H208ZM221 251V250H220ZM135 252V251H134ZM167 252V251H166ZM204 252V251H203ZM206 253V252H205ZM220 253V252H219ZM223 253V252H222ZM221 253V254H222ZM109 254H110V256H112L111 254H113V252H109ZM115 254V253H114ZM134 254H136V253H134ZM133 254V255H134ZM168 254H170V253H168ZM81 255V254H80ZM87 255V254H86ZM78 256V255H77ZM134 256H136V255H134ZM167 256V255H166ZM207 256V255H206ZM90 257V256H89ZM133 257V256H132ZM210 257V260H209V263L208 264H252L250 261H248V260H245L244 258H242V257H240V256H238V255H236V254H234V253H232V252H226V253H224V254H222L220 257H218V254L217 253H215V254H213L212 253V255H210L209 256ZM82 258V257H81ZM138 257H136V259H137ZM141 258V257H140ZM77 259V258H76ZM80 259V258H79ZM134 259V258H133ZM161 259V258H160ZM78 260V259H77ZM92 260V259H91ZM94 260V259H93ZM110 260H111V258H110ZM79 262V261H78ZM85 262V261H84ZM88 262V261H87ZM110 262V261H109ZM140 263V262H139Z\"/></svg>",
	"mask_w": 264,
	"mask_h": 264
},
{
	"label": "built area",
	"instance_id": "obj_4",
	"mask_svg": "<svg viewBox=\"0 0 264 264\" xmlns=\"http://www.w3.org/2000/svg\"><path fill=\"white\" fill-rule=\"evenodd\" d=\"M212 16L219 18V26H223L227 19L225 12L221 14L215 11ZM178 21V14L171 9L164 10L161 17H151L147 21L142 31V35L150 41L147 68L154 70L163 67L165 62L178 57L187 47L186 30L178 25ZM127 32L132 33V29H128Z\"/></svg>",
	"mask_w": 264,
	"mask_h": 264
},
{
	"label": "water",
	"instance_id": "obj_5",
	"mask_svg": "<svg viewBox=\"0 0 264 264\" xmlns=\"http://www.w3.org/2000/svg\"><path fill=\"white\" fill-rule=\"evenodd\" d=\"M214 12H215V11H213V10H208V11H207V14H208L209 16H212V15H214ZM222 32H224L225 34L228 35V32H229L228 27H224V28L222 29ZM230 136H233V137L235 138V141H234V142H231V140H230ZM225 142L229 145V147H233V146L237 145V143H238V137H237V134H236V133H231V134H229V135L225 138Z\"/></svg>",
	"mask_w": 264,
	"mask_h": 264
}]
</instances>
